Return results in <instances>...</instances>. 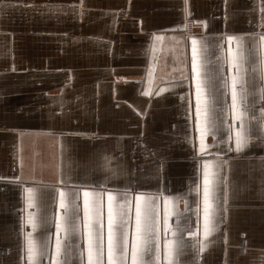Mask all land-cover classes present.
Wrapping results in <instances>:
<instances>
[{"label": "crops", "instance_id": "crops-1", "mask_svg": "<svg viewBox=\"0 0 264 264\" xmlns=\"http://www.w3.org/2000/svg\"><path fill=\"white\" fill-rule=\"evenodd\" d=\"M229 36L246 57L249 139L239 151L241 121L229 113L231 92L222 87L236 71L226 62L237 47ZM262 36L264 0H0V264H88L86 191L102 217L94 227L103 228V264L109 194L114 210L125 201L131 208V219L115 226L121 238L128 231V264L136 196L148 202L155 227L145 264H169L167 240L178 242L172 264H264ZM193 39L214 122L204 153ZM205 162L216 173L207 237Z\"/></svg>", "mask_w": 264, "mask_h": 264}, {"label": "snow or ice", "instance_id": "snow-or-ice-1", "mask_svg": "<svg viewBox=\"0 0 264 264\" xmlns=\"http://www.w3.org/2000/svg\"><path fill=\"white\" fill-rule=\"evenodd\" d=\"M157 39H160L158 37ZM228 41L231 42L237 39V47L233 50L231 47L228 49V56L226 62L234 68L236 71L230 76V78L224 79L222 87L227 88L231 92V104L228 105V111L232 115L234 120L241 121V128L235 133V145L236 150L239 151L248 142L249 137L245 135V129L243 126V118L246 112L243 109V102L245 99V89L242 88L243 84V64L246 59L242 46L238 38L229 36ZM261 41L264 42V36ZM260 72L261 78L264 79V51L261 53ZM205 62L203 60V53L198 48V41L192 40V54H191V73L192 80L195 82V127L199 129L200 136L199 151L204 153L207 145L205 143V136L214 127V122L210 115V98L208 94L207 84L209 77L206 74ZM151 77V72L149 73ZM163 91V90H162ZM261 96L264 98V88L261 89ZM264 115V110H262ZM231 136H229V140ZM194 146V145H193ZM219 155V154H217ZM216 173L212 171L211 162H205L203 173V217H204V236L207 237L214 230L212 227L213 216V203L212 197L215 189ZM29 203L31 204L33 196V190L29 189ZM89 192H84V227L87 234V261L88 264H103L102 252H103V228L94 227V222L99 224L102 217L100 215V209L96 207L93 201L90 205ZM112 196H108V233H107V251H108V264H128V231L125 228L122 238L116 231V225L119 221L125 219H131V208L127 201L123 202L118 209L114 210L112 204ZM135 231L131 241V264H145L142 256L143 252L151 244L155 233V227L153 224V213L144 197H135ZM144 201V203H142ZM60 206L66 207L64 193H60ZM29 223H32V217L30 214ZM57 232L59 233L62 225L59 218L57 219ZM165 229L171 231V228L167 225V214L165 215ZM190 235L193 233L189 232ZM175 236V232H173ZM176 240L165 241L166 258L169 260V264H172L171 256L173 250L177 246ZM206 248V244L200 243V251ZM56 255L59 256L61 252V240L57 235L55 242ZM28 252L29 260L33 259L34 244L31 239V234L28 237ZM55 264H59V261H55Z\"/></svg>", "mask_w": 264, "mask_h": 264}]
</instances>
